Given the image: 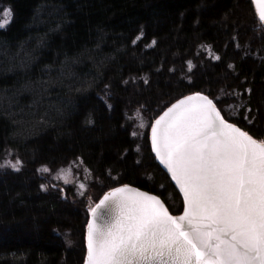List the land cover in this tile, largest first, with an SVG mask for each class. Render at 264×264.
<instances>
[{
    "label": "trees",
    "instance_id": "obj_1",
    "mask_svg": "<svg viewBox=\"0 0 264 264\" xmlns=\"http://www.w3.org/2000/svg\"><path fill=\"white\" fill-rule=\"evenodd\" d=\"M5 8L13 15L0 28V164L22 167L0 169V264H83L89 211L74 217L65 197L73 191L59 188L56 169L100 178L102 194L129 183L181 200L136 136L140 116L154 120L199 91L221 97L226 119L264 139V28L252 0H0Z\"/></svg>",
    "mask_w": 264,
    "mask_h": 264
},
{
    "label": "snow or ice",
    "instance_id": "obj_2",
    "mask_svg": "<svg viewBox=\"0 0 264 264\" xmlns=\"http://www.w3.org/2000/svg\"><path fill=\"white\" fill-rule=\"evenodd\" d=\"M252 3L259 5L264 28V0ZM12 15L11 8L0 13V28ZM56 28L61 30V24ZM142 36L141 28L132 44ZM188 65L193 67L191 61ZM220 101L193 92L151 125L152 151L183 194V212L172 215L158 196L127 184L110 188L88 209L92 218L86 225L83 264H264V139L230 123L217 107ZM242 111L251 125V109ZM9 167L19 171L22 161L0 164V169Z\"/></svg>",
    "mask_w": 264,
    "mask_h": 264
},
{
    "label": "rangeland",
    "instance_id": "obj_3",
    "mask_svg": "<svg viewBox=\"0 0 264 264\" xmlns=\"http://www.w3.org/2000/svg\"><path fill=\"white\" fill-rule=\"evenodd\" d=\"M253 28V27H252ZM251 28V29H252ZM256 29V28H255ZM257 30V29H256ZM255 30V31H256ZM258 31V30H257ZM136 126L139 128L136 136L139 137V139L142 138L144 140V137L148 139L149 136V129L151 128L153 119L145 120L143 116H140L137 118ZM141 140V141H142ZM148 141V140H147ZM52 177L54 178L55 182L58 183L59 188L61 187L63 191H65V188L70 187L72 189V193H68L65 195V197L69 200L68 204L71 207V212L74 214V217H85V207L92 208L95 207L98 200L101 198L102 192H104L105 188V182L102 181L100 178L97 180H92L90 178H80L78 173H75L72 171L71 168H59L55 170V173L52 174ZM67 181V182H66ZM113 182V181H112ZM81 183L85 184V188L81 189L79 185ZM116 184V183H115ZM83 193V195L81 194ZM154 193V192H153ZM64 194V192H63ZM157 194V193H156ZM103 195V194H102ZM168 208L173 210L171 211L173 214H180L182 212L183 206H182V200L177 201V197L174 195L169 196L167 194H164ZM174 198V199H172ZM76 201H75V200ZM78 204V205H77ZM83 211V215H82ZM76 233L75 228H72V231L69 232L66 239H68L71 242L76 239ZM75 242V241H74ZM71 247L73 249L74 254L79 252V248L75 246V243L71 244ZM86 253V249H85ZM77 260H74V262Z\"/></svg>",
    "mask_w": 264,
    "mask_h": 264
},
{
    "label": "water",
    "instance_id": "obj_4",
    "mask_svg": "<svg viewBox=\"0 0 264 264\" xmlns=\"http://www.w3.org/2000/svg\"><path fill=\"white\" fill-rule=\"evenodd\" d=\"M254 5V4H253ZM254 7H255V10H256V13H257V9H258V7H259V5H254ZM258 16V15H257ZM192 94V93H191ZM191 94H187V95H185V96H188V95H191ZM184 97V96H183ZM183 97H181V98H179V99H182ZM179 99H177V100H179ZM176 100V101H177ZM176 101H174L172 104H174ZM171 104V105H172ZM171 105H169L167 108H169V107H171ZM167 108L165 109V110H163L161 113H160V115L159 116H161L166 110H167ZM158 116V117H159ZM157 117V118H158ZM156 118V119H157ZM155 119V120H156ZM154 120V121H155ZM153 121V122H154ZM230 122V121H229ZM230 123H232V122H230ZM238 126V125H237ZM238 127H240V126H238ZM241 128V127H240ZM242 129V128H241ZM243 130V129H242ZM245 131V130H244ZM148 140H149V143H150V147H151V150H152V144H151V128L149 129V136H148ZM153 152V151H152ZM153 154H154V156H155V158H156V161L158 162V164H159V166L162 168V170L167 174V176L169 177V179H170V181H171V183L173 184V186H174V188L176 189V191L178 192V194L180 195V197H181V199H182V206H183V194L180 192V190H179V187L176 185V183H175V181L174 180H172L171 179V175L167 172V168L165 167V165L163 164V163H161V161L156 157V154L153 152ZM127 185H129L130 186V188H132V189H135V190H138V191H140V192H146V193H149V194H151V195H155V196H158L161 200H162V198L158 195V194H156V193H153V192H150V191H147V190H144V189H141V188H139V187H137L136 185H133V184H129V183H126ZM122 185H124V184H122ZM119 186H121V185H119ZM119 186H117V187H119ZM109 191V190H108ZM107 191V192H108ZM104 196V195H103ZM102 196V197H103ZM101 197V198H102ZM100 201V200H99ZM99 201L97 202V204L99 203ZM162 202L164 203V201L162 200ZM165 204V203H164ZM96 206V205H95ZM165 207H167L166 206V204H165ZM169 210V209H168ZM107 210L106 209H101L100 210V212L101 213H104V212H106ZM170 212V211H169ZM182 212H183V209H182ZM181 212V213H182ZM171 213V212H170ZM180 213V214H181ZM172 215H180V214H173V213H171ZM92 217L90 216L89 217V219H91Z\"/></svg>",
    "mask_w": 264,
    "mask_h": 264
}]
</instances>
